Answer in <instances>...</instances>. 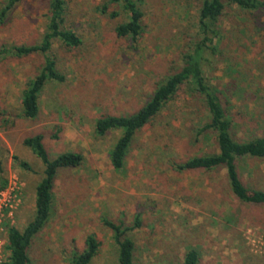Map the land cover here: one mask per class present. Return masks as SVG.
<instances>
[{"label": "rangeland", "instance_id": "obj_1", "mask_svg": "<svg viewBox=\"0 0 264 264\" xmlns=\"http://www.w3.org/2000/svg\"><path fill=\"white\" fill-rule=\"evenodd\" d=\"M134 1L143 12V30L136 41L115 34V26L127 19L121 4L65 0L64 27L81 43L72 49L52 43L47 54L65 81L46 83L33 120L22 117L21 95L44 56L0 60V188L9 180L20 184L19 201L5 226L22 230L34 214L43 164L21 141L43 132L50 159L75 150L84 161L78 168L58 170L50 217L31 241L29 264H69L71 252L83 250L87 234L100 242L89 264H117L112 232L101 219L131 225L136 213L141 226L129 233L134 264H182L191 249L198 252L197 264H264V250L256 242L264 232V204L237 201L224 169L180 172L173 166L217 151L213 132L197 133L208 113L189 85H181L157 117L137 132L124 169L111 167L109 151L118 133L97 135L96 119L129 114L143 105L155 85L182 65L181 56L197 31L199 0ZM4 2L0 0V7ZM48 4L18 2L0 23V46L38 43ZM102 4L118 15L102 14L97 9ZM220 27L216 54L208 55L203 73L229 100L232 134L245 141L264 134V14L226 6ZM57 128L58 140L50 138ZM242 160L239 170L245 184L264 189L260 176L254 184L244 169L262 166L264 159Z\"/></svg>", "mask_w": 264, "mask_h": 264}, {"label": "trees", "instance_id": "obj_2", "mask_svg": "<svg viewBox=\"0 0 264 264\" xmlns=\"http://www.w3.org/2000/svg\"><path fill=\"white\" fill-rule=\"evenodd\" d=\"M21 0H5L0 7V23ZM109 3L121 4L127 19L114 28L119 38L129 37L136 41L141 35L143 12L134 0H109ZM196 17V33L191 40L188 51L181 56L182 65L162 81L158 82L148 99L136 111L129 114H104L95 121V132L103 136L109 131L121 130L122 133L109 151V161L115 171L125 167L128 151L138 131L149 124L160 113L164 105L171 100L181 85H189L202 101L208 120L198 134L211 131L215 135L217 151L210 154L192 156L182 163H173L177 171H214L225 170L226 179L232 196L240 202L252 205L264 204V189L256 185L248 187L238 173V159L264 158V134L245 141L234 138L232 120L227 112L229 100L211 85L203 67L208 62V55H215L217 41L221 40L220 19L226 6H235L240 11L264 14V0H199ZM102 14L115 18L116 11L108 12L107 4L97 8ZM65 0H49L48 19L38 43L31 45H1L0 60L7 56L25 57L40 53L44 63L40 70L26 82L21 95L22 117L33 120L39 115V97L48 82L62 83L65 75L56 68L55 60L48 56L54 41L72 49L81 43L80 37L70 28L64 27ZM61 130L57 128L49 137L57 139ZM45 134L38 132L22 139V145L28 147L43 164L42 178L35 186L34 214L22 230L14 226L8 228L6 258L3 264H29L28 249L33 237L45 226L52 209V187L58 170L78 168L84 161L79 152L65 151L53 159L47 155L43 144ZM30 169L26 162L21 163ZM59 170V171H60ZM0 161V172H2ZM104 226L112 232V239L117 250V264H134L135 244L129 233L141 226L140 214L136 213L131 225L114 222L108 218L101 219ZM100 242L94 234H87L82 251H72L69 264H89L97 255ZM198 252L188 250L182 264H197Z\"/></svg>", "mask_w": 264, "mask_h": 264}, {"label": "built area", "instance_id": "obj_3", "mask_svg": "<svg viewBox=\"0 0 264 264\" xmlns=\"http://www.w3.org/2000/svg\"><path fill=\"white\" fill-rule=\"evenodd\" d=\"M19 188L20 184L16 180H9L5 187L0 188V264H3L6 258L5 248L10 227H6L5 222L11 217L12 210L19 201ZM256 242L257 247L264 250V232Z\"/></svg>", "mask_w": 264, "mask_h": 264}, {"label": "crops", "instance_id": "obj_4", "mask_svg": "<svg viewBox=\"0 0 264 264\" xmlns=\"http://www.w3.org/2000/svg\"><path fill=\"white\" fill-rule=\"evenodd\" d=\"M113 131H117V139L120 137V135H121V133H122V131L121 130H113ZM36 133H38V132H36ZM68 133V131L67 132H65V134L66 135H68L67 134ZM64 134V135H65ZM67 137V136H66ZM67 139V138H66ZM57 140H58V138H57ZM117 141V140H116ZM68 151H74V152H77V151H75V150H68ZM83 155V154H82ZM84 156V155H83ZM262 159H264V158H262ZM241 161H243L241 158L240 159H238V166H237V168H238V173H239V176L241 177V179L243 180V178H242V176H241V174H242V171H240L239 169V162H241ZM244 169H246L245 170V173H246V175H248V176H250V178L249 179H253V183L254 184H256L257 183V179L258 178H261L263 181H264V162L262 163V166H259V165H249L247 168H244ZM244 171V170H243ZM256 176H260V177H256ZM255 179V180H254ZM259 180V179H258ZM244 181V180H243ZM245 183V182H244ZM254 224H257V225H262V224H259V223H254Z\"/></svg>", "mask_w": 264, "mask_h": 264}]
</instances>
